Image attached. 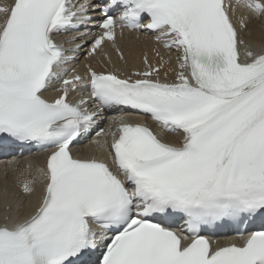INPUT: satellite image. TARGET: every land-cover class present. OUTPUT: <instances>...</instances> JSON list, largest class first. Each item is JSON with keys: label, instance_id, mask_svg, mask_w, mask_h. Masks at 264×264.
I'll use <instances>...</instances> for the list:
<instances>
[{"label": "snow or ice", "instance_id": "6c2138e0", "mask_svg": "<svg viewBox=\"0 0 264 264\" xmlns=\"http://www.w3.org/2000/svg\"><path fill=\"white\" fill-rule=\"evenodd\" d=\"M126 33L159 59L127 69ZM106 47L127 74L93 67ZM33 148L5 165L0 264H264V0H0V155Z\"/></svg>", "mask_w": 264, "mask_h": 264}, {"label": "bare ground", "instance_id": "6f19581e", "mask_svg": "<svg viewBox=\"0 0 264 264\" xmlns=\"http://www.w3.org/2000/svg\"><path fill=\"white\" fill-rule=\"evenodd\" d=\"M253 39H259V37L254 36ZM121 41H123V39L119 40L117 44L125 53V57L127 60V69H131L135 65L132 63V60L136 59L140 51L144 52L146 49L150 50L153 47H156L154 42L148 39L147 37L141 36L139 39H137L136 34H134V37H131L129 40L122 42V44H121ZM107 50H108L109 56L111 57L112 63L109 64L108 61L106 63H101V59L94 60L92 61L93 67H95L97 70H100L104 67H107V68L116 67V68H120L121 70H125L126 68H125L124 62L119 61V58L115 55L114 51L110 47H107ZM160 51L162 53L164 52L163 49H160ZM165 56L167 58L166 53H165ZM154 57H155V60L159 59L158 57L155 56V53H154ZM78 59L79 60L76 63L77 67L80 70H84L83 64L86 62L84 55L81 54ZM37 163H40V161H37ZM4 169H5V165H0V195H2L3 189H4V180H5ZM8 182H9V187L11 188L12 186L11 173H9ZM0 213H2L1 210H0Z\"/></svg>", "mask_w": 264, "mask_h": 264}]
</instances>
